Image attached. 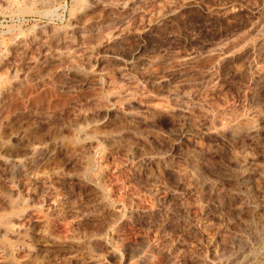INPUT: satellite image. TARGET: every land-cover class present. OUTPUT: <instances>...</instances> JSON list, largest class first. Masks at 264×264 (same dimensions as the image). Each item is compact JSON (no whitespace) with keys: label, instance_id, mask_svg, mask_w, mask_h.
<instances>
[{"label":"rangeland","instance_id":"rangeland-1","mask_svg":"<svg viewBox=\"0 0 264 264\" xmlns=\"http://www.w3.org/2000/svg\"><path fill=\"white\" fill-rule=\"evenodd\" d=\"M170 263L264 264V0H0V264Z\"/></svg>","mask_w":264,"mask_h":264},{"label":"bare ground","instance_id":"bare-ground-1","mask_svg":"<svg viewBox=\"0 0 264 264\" xmlns=\"http://www.w3.org/2000/svg\"><path fill=\"white\" fill-rule=\"evenodd\" d=\"M101 1V0H100ZM104 1V0H103ZM106 4V3H105ZM53 39H55V38H53ZM50 59V58H49ZM43 62V61H42ZM48 64V63H47ZM44 66V65H43ZM237 129V128H236ZM235 130V129H234ZM234 133V132H233ZM236 135V134H235ZM239 136V135H238ZM194 166V165H193ZM191 169V168H190ZM196 173V172H195ZM197 175V174H196ZM207 184V185H206ZM219 184V183H218ZM201 185H202V187H203V189L205 190L204 192L206 193V194H208L209 196H211V197H214V196H216V197H220L222 194L219 192V186L218 185H216V184H210V183H206V182H203V183H201ZM222 185V184H221ZM245 185V184H244ZM248 186V185H247ZM246 186V187H247ZM221 187V186H220ZM221 191V190H220ZM230 192V191H229ZM249 194V193H248ZM224 196H226V195H224ZM233 196H234V194H233ZM235 198V197H234ZM229 199V198H228ZM220 200H222V198L220 199ZM230 201V203H231V199L229 200ZM218 203H219V201H217ZM221 202V201H220ZM223 202H224V200H223ZM226 202H228L227 201V199H226ZM220 204V203H219ZM218 204V205H219ZM227 204V203H226ZM259 204V203H258ZM224 205H225V203H224ZM223 205V206H224ZM221 206V205H220ZM262 206V205H261ZM222 207V206H221ZM223 208V207H222ZM256 209V208H255ZM242 212V211H241ZM241 214V213H240ZM224 255V254H223ZM228 259V258H227ZM233 261V260H232ZM176 263V262H175ZM171 264V263H170Z\"/></svg>","mask_w":264,"mask_h":264}]
</instances>
